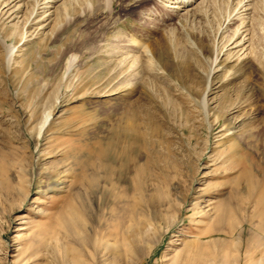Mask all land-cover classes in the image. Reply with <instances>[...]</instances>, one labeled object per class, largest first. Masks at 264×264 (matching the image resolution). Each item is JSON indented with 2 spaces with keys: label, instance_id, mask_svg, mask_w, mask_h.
I'll use <instances>...</instances> for the list:
<instances>
[{
  "label": "rangeland",
  "instance_id": "obj_1",
  "mask_svg": "<svg viewBox=\"0 0 264 264\" xmlns=\"http://www.w3.org/2000/svg\"><path fill=\"white\" fill-rule=\"evenodd\" d=\"M17 1L0 264H261L264 0Z\"/></svg>",
  "mask_w": 264,
  "mask_h": 264
},
{
  "label": "bare ground",
  "instance_id": "obj_2",
  "mask_svg": "<svg viewBox=\"0 0 264 264\" xmlns=\"http://www.w3.org/2000/svg\"><path fill=\"white\" fill-rule=\"evenodd\" d=\"M14 1H16V0H10V3H9V5L10 4H12V2L14 3ZM19 1V0H18ZM17 1V2H18ZM47 2L48 0H44L43 1V3L44 2ZM51 1V0H50ZM205 1V0H204ZM244 2H245V4H242L241 6H242V11L244 12L245 10H247L248 9V7H249V3H247L249 0H243ZM21 2V1H20ZM53 2V1H52ZM51 2V3H52ZM242 2V1H241ZM170 3L171 4H173V5H175L174 7H173V9H179V10H181L182 11V9L184 10V9H188L189 7H192V5H194L195 4V7L196 8H198V6L201 4V3H203V1L201 2V0H171L170 1ZM8 5V4H7ZM6 5V6H7ZM42 5V4H41ZM239 5H240V3H239ZM13 6H14V4L12 5V6H10V8H9V10L12 8L13 9ZM239 7V6H238ZM48 8H50V7H46V9H48ZM241 8V7H240ZM250 9V8H249ZM49 10V9H48ZM19 11V8L17 9H14V11H10V13L9 14H7V17H8V19H9V17H12V16H14L17 12ZM248 12V11H247ZM6 13H7V11H6ZM245 13V12H244ZM5 14V13H4ZM14 14V15H13ZM12 15V16H11ZM242 15H244V14H242ZM236 16V15H235ZM17 17V16H16ZM13 18V17H12ZM241 18V17H240ZM244 18V17H243ZM15 19V18H14ZM243 40H244V38H242ZM241 41V40H240ZM238 42H236V44H237ZM244 43V42H243ZM242 43V41H241V44H243ZM238 46V45H237ZM240 46V45H239ZM234 47H236V46H234ZM233 47V48H234ZM247 47V46H246ZM243 49V48H242ZM244 50V49H243ZM239 52V51H238ZM44 123H45V121H44ZM125 166V165H124ZM125 168V167H124ZM123 168V169H124ZM136 173V172H135ZM137 173H138V171H137ZM136 176V175H135ZM136 180V179H135ZM250 193V192H249ZM256 212L259 214L258 216L260 217V219H261V225H260V227H259V230H263V225H264V188H263V190L260 192V194H259V198H258V201H257V205H256ZM70 212H71V215H72V220L73 221H75V222H77L78 221V218H79V216H80V214L82 213V210L80 209V208H75V207H73L71 210H70ZM225 216H226V214L225 213H222V212H219L218 214H217V220H216V225H218V224H220V223H222L223 221H224V219H225ZM60 225L62 226V228H65V229H70V225H69V223L67 222V220H65V219H61V221H60ZM212 231V230H211ZM213 233V232H212ZM202 251H201V249H198L197 250V252H196V254H195V256L194 257H192L191 258V261L193 262V263H197V264H200V262H201V259H202ZM260 263L261 264H264V257L260 260Z\"/></svg>",
  "mask_w": 264,
  "mask_h": 264
}]
</instances>
